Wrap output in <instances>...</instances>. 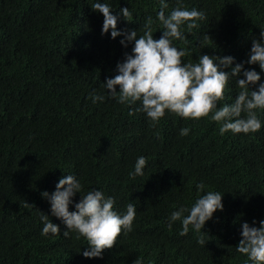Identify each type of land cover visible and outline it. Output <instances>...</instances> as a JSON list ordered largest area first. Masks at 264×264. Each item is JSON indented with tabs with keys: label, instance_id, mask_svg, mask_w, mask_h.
<instances>
[{
	"label": "trees",
	"instance_id": "obj_1",
	"mask_svg": "<svg viewBox=\"0 0 264 264\" xmlns=\"http://www.w3.org/2000/svg\"><path fill=\"white\" fill-rule=\"evenodd\" d=\"M96 2L108 3L113 15L129 8L118 31L139 37L152 17L153 38L162 36L160 0H0V264H252L236 246L242 223L255 221L258 228L264 220V109L257 110L259 131L221 134L211 115L185 119L165 110L153 122L134 111L140 101L119 103L103 83L118 74L134 41L111 38V29L102 34L103 15L91 7ZM165 2L166 16L178 6L205 14L196 28H187L191 21L181 26L186 40H172L186 52L182 64L205 54L233 57V65L221 66L225 72L243 64L218 108L234 103L244 71L260 75L250 90L264 83L259 65L247 63L252 41L264 32V0ZM93 92L104 100L93 103ZM186 127L188 135L181 136ZM140 156L147 160L144 174L133 178ZM66 175L82 185L69 211L93 189L114 197L121 215L129 203L137 209L132 231L122 232L101 257L82 255L86 239L71 230L65 237L66 225L41 195H51ZM208 191L222 195L223 209L201 232L190 225L181 236L179 220L169 227L172 212L190 210ZM43 214L59 225V235H42Z\"/></svg>",
	"mask_w": 264,
	"mask_h": 264
},
{
	"label": "clouds",
	"instance_id": "obj_2",
	"mask_svg": "<svg viewBox=\"0 0 264 264\" xmlns=\"http://www.w3.org/2000/svg\"><path fill=\"white\" fill-rule=\"evenodd\" d=\"M93 11L103 15L102 34L108 33L115 39L124 35L125 40L134 41L132 54L127 55L123 63L117 64V72L113 78L103 83L104 88L119 103L129 105L140 101L141 109L153 122L158 121L168 110L185 119H201L211 115V120L220 124V133L231 131L233 133H255L261 129V121L257 110L264 109V83L259 84L256 90H250V85H256L260 75L255 70L243 72L244 79H236L241 91L234 103L217 107V102L224 99L225 88L231 77L237 78L241 73L243 64H235L231 71L221 70L234 63L233 57H210L205 54L199 56L197 63H183L182 57L186 52L172 45V40H186L181 26L185 22L188 29L197 27L195 21L204 20L205 14L196 9L187 10L178 6L170 15H165L168 4L160 0V11L156 20L163 26L162 36L156 40L153 38L152 17H148L144 24V33L137 36V31L125 34L117 30V22L120 15L126 20L132 13L129 8H121L118 15H113L108 3L96 2L92 6ZM125 40L120 43L124 46ZM219 61V66L214 61ZM248 64H258L264 71V32H261V40H253ZM117 86L119 91H117ZM93 103L103 101L104 97L91 94ZM246 115L242 118L241 114ZM133 111L129 112L132 115ZM189 128H182L181 136H186ZM147 164L145 157L140 156L135 163L133 176L143 175ZM205 187L203 183L197 185L198 190ZM56 190L49 195L41 193L51 205V214L63 221L68 236L69 231H75L87 241L89 250L82 253L85 258L101 257L105 249H112L122 232H131L133 221L136 217V207L129 203L125 214H119L114 210L115 198L106 197L101 190L88 191L75 203L74 211H69L72 198L80 192L82 185L73 175H66L59 179ZM26 206H33L27 204ZM222 195L219 192L208 191L191 206L190 210L180 208L170 215L169 227L172 222L181 221V236L187 235L189 226L196 232H201L205 222L211 219L213 213L222 210ZM189 212L184 216L185 212ZM44 223L42 235H59L60 227L51 222L45 214L41 216ZM247 222L241 224L242 239L236 246V251L245 255L252 264H264V220L260 221L257 228ZM198 243L205 245L204 239ZM140 264V261H136Z\"/></svg>",
	"mask_w": 264,
	"mask_h": 264
}]
</instances>
